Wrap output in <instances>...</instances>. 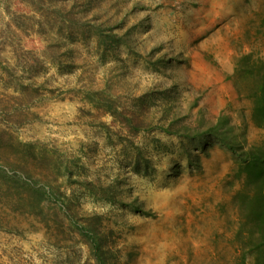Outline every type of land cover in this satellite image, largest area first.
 Wrapping results in <instances>:
<instances>
[{
	"label": "rangeland",
	"instance_id": "obj_1",
	"mask_svg": "<svg viewBox=\"0 0 264 264\" xmlns=\"http://www.w3.org/2000/svg\"><path fill=\"white\" fill-rule=\"evenodd\" d=\"M248 54L264 0H0V264H234Z\"/></svg>",
	"mask_w": 264,
	"mask_h": 264
},
{
	"label": "trees",
	"instance_id": "obj_2",
	"mask_svg": "<svg viewBox=\"0 0 264 264\" xmlns=\"http://www.w3.org/2000/svg\"><path fill=\"white\" fill-rule=\"evenodd\" d=\"M235 77L238 92L252 101V122L263 127L264 60L251 54L241 56L235 64ZM239 78L246 83L244 88L239 87ZM110 112L113 117L120 114L115 106ZM122 115L135 118L129 110ZM221 140L234 154L242 175L233 197L237 208L234 264H264V141L248 146L226 135ZM92 244L98 248L96 241Z\"/></svg>",
	"mask_w": 264,
	"mask_h": 264
}]
</instances>
